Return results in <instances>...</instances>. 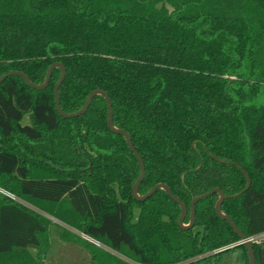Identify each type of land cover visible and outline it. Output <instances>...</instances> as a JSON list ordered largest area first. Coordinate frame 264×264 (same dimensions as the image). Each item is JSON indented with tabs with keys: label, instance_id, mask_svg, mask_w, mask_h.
<instances>
[{
	"label": "trees",
	"instance_id": "trees-1",
	"mask_svg": "<svg viewBox=\"0 0 264 264\" xmlns=\"http://www.w3.org/2000/svg\"><path fill=\"white\" fill-rule=\"evenodd\" d=\"M55 63L65 113L94 91L110 96L145 164L140 196L167 185L188 225L194 198L220 189L240 231L264 233V0H0V78L22 72L40 86ZM61 75L42 91L19 76L0 84V188L137 264H228L230 253L249 264L217 194L197 203L191 230L164 190L133 197L142 168L109 131L106 99L64 119ZM50 225L0 193V264H44ZM65 237L92 264H131ZM254 251L264 264V241Z\"/></svg>",
	"mask_w": 264,
	"mask_h": 264
},
{
	"label": "water",
	"instance_id": "water-1",
	"mask_svg": "<svg viewBox=\"0 0 264 264\" xmlns=\"http://www.w3.org/2000/svg\"><path fill=\"white\" fill-rule=\"evenodd\" d=\"M57 68L61 69L62 75H61L60 80L57 82V84L54 87V96H55V100H56L57 111H58L59 115L61 117H63L64 119L78 118L80 116H83L84 114H87L86 112L88 111V109L92 105V102H93L95 97H98V96L101 95V96H104V98L106 99L108 107H109V114H110L109 118H108L109 131L113 132L114 134L121 135V136H123L125 138L129 149L136 156V158H137V160L139 162L140 168H142L141 169V175H140L138 181L136 182V184L134 185L133 190H132L133 197L137 201L144 202V201L148 200L149 198H151L158 190H164L167 193L168 197L172 201H174L175 203L180 205V207L182 209V215L180 216L179 222H178L179 227L181 229H183V230H191V229L194 228V226L196 224L195 223V219H196V205H197V203L199 201L203 200V199H206V198H208L210 196H213V195L217 194L219 196V199H218V201L216 202V205H215L216 206L215 207V211H216L217 216L220 219H222V220L228 222L229 224H231L230 226L233 228V230L236 232V234L240 237L241 242H243L241 244H244L245 247L248 250L249 260H250L249 264H256L257 260H256V257H255L254 244L251 241H249L248 238L240 231V229L235 224V222L228 215L223 213V211H222L223 203L227 199V196L220 189H215V190L211 191L210 193H207V194H204V195H201V196H198V197L194 198V200L191 203L192 206L190 207V209H191V218H190V224H188V225L185 224V219H186V217L188 215V209L186 207L187 205H185L181 200H178V198L173 195L171 189L167 185L158 184V185H156V187H154L145 196H140L139 195V189H140L141 184L144 181V178L146 176L145 164H144L143 159L141 158L140 154L138 153V150H136L135 146L133 145L130 135L126 131L119 130L118 128L115 127V125H114L113 103H112V101L110 99V96L106 92L101 91V90L94 91L89 96L88 101H87L85 107L82 110H80L79 112H77L75 114L65 113L62 110V108H61V103H60V98H59V96H60L59 95V89H60L61 85L63 84V82L65 80V77H66V68L61 63H55L49 68L46 80L40 86L35 85L30 80V78L26 74H24V73L22 74V72H11L10 74L0 78V84L3 83L10 76H19V77L23 78L26 81V83L28 84V86L30 88L38 90V91H42V90H45L46 88H48V86L50 84V80L52 78V73ZM245 175L247 176L246 173H245ZM247 180H248V186H247L246 190L243 191V193L245 191L249 190L250 185H251V180H250V178L248 176H247Z\"/></svg>",
	"mask_w": 264,
	"mask_h": 264
},
{
	"label": "rangeland",
	"instance_id": "rangeland-1",
	"mask_svg": "<svg viewBox=\"0 0 264 264\" xmlns=\"http://www.w3.org/2000/svg\"><path fill=\"white\" fill-rule=\"evenodd\" d=\"M23 125H29L30 124V118L29 116H25L23 122ZM0 193L13 198L14 200L19 201L22 205L29 208L30 210L41 214L44 218L49 220L51 223L50 225V237H48V244L49 249L47 251V255L44 260V264H92L91 263V255L88 252V249L81 245L80 243H71L67 241L65 238L66 233H69L71 235H74L76 237H79L85 241H89V243L101 247L102 249H105L117 256L118 254L111 251L106 246L96 242L95 240L89 238L88 236L84 235L83 232L72 228L71 226L67 225L66 223L60 221L59 219L54 218L53 216H50L49 214L41 211L40 209L32 206L28 202L17 198L15 196L10 195L7 191L0 188ZM33 253H35L33 251ZM217 252H213L215 254ZM212 253L206 255L210 256L213 255ZM204 256V257H206ZM238 254L236 253H230L228 255H224L223 259L227 260L228 264H236L235 262L231 263L235 257H237ZM120 258L124 259L125 261L131 263V264H137L134 261L129 260L128 258H125L124 256H119ZM203 258V257H201ZM201 258H197L192 260V262L199 260ZM223 260V261H224ZM190 262V261H189Z\"/></svg>",
	"mask_w": 264,
	"mask_h": 264
},
{
	"label": "built area",
	"instance_id": "built-area-1",
	"mask_svg": "<svg viewBox=\"0 0 264 264\" xmlns=\"http://www.w3.org/2000/svg\"><path fill=\"white\" fill-rule=\"evenodd\" d=\"M249 241H251L253 244H261L264 241V233L260 234L259 236L256 237H252L248 239ZM225 250V249H224ZM223 250H219L217 251V253L221 252Z\"/></svg>",
	"mask_w": 264,
	"mask_h": 264
}]
</instances>
